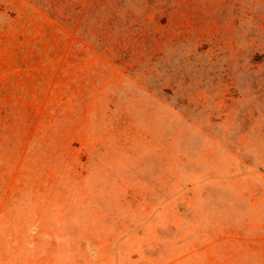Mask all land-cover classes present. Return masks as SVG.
Listing matches in <instances>:
<instances>
[{
	"label": "rangeland",
	"instance_id": "1",
	"mask_svg": "<svg viewBox=\"0 0 264 264\" xmlns=\"http://www.w3.org/2000/svg\"><path fill=\"white\" fill-rule=\"evenodd\" d=\"M0 264H264V0H0Z\"/></svg>",
	"mask_w": 264,
	"mask_h": 264
},
{
	"label": "trees",
	"instance_id": "2",
	"mask_svg": "<svg viewBox=\"0 0 264 264\" xmlns=\"http://www.w3.org/2000/svg\"><path fill=\"white\" fill-rule=\"evenodd\" d=\"M47 15H48V13L47 12H45Z\"/></svg>",
	"mask_w": 264,
	"mask_h": 264
}]
</instances>
